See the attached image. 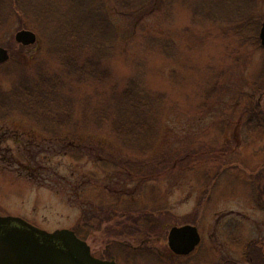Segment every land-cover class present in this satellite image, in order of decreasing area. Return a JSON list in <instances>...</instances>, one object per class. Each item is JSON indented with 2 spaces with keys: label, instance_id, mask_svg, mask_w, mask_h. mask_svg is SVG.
<instances>
[{
  "label": "rangeland",
  "instance_id": "374dc122",
  "mask_svg": "<svg viewBox=\"0 0 264 264\" xmlns=\"http://www.w3.org/2000/svg\"><path fill=\"white\" fill-rule=\"evenodd\" d=\"M195 1L176 0L168 16L145 22L144 32H136L128 43L118 42L105 62L110 71L105 84L122 85L142 61L149 86L168 94L157 152L138 158L98 137L93 149H75L71 156L72 148L62 138L48 137L21 116L1 115L0 215L20 216L48 231L81 229L95 256L109 258L112 250L119 264L242 262L250 241H264V127L251 126L246 111L253 98L264 103V47L227 24L194 20L188 5ZM255 1L261 29L264 0ZM109 4L118 27H132L134 19L127 20ZM21 21L13 14L0 28V46L10 52V62L0 69L5 88L21 73V60L45 59L47 69L62 71L58 58L47 54L52 40L35 27H27L38 35L35 44L16 41ZM154 36L168 37L171 56L145 44ZM99 86L77 85V99L84 103ZM81 109L80 104L79 116ZM101 141L121 158L107 160L106 152L97 151ZM110 161H118L117 166ZM129 200L141 202L131 207L130 220L119 206ZM133 219L138 226L154 225V232L142 234ZM189 223L199 227L202 242L189 257L174 256L169 232ZM118 241L127 246L114 245ZM139 246L151 254L127 255Z\"/></svg>",
  "mask_w": 264,
  "mask_h": 264
},
{
  "label": "trees",
  "instance_id": "16d2710c",
  "mask_svg": "<svg viewBox=\"0 0 264 264\" xmlns=\"http://www.w3.org/2000/svg\"><path fill=\"white\" fill-rule=\"evenodd\" d=\"M43 1L0 0V28L13 14L19 15L22 28L35 27L48 41L49 38L52 40L47 54L58 58L62 71L47 69L45 59L41 61L36 58L34 62L21 60V73L16 75L11 86L5 88L0 82V116H21L48 137L62 138L68 142L67 147L72 148L68 151L71 156L75 155L70 152H78L75 149H93L97 144L93 138L98 137H103L111 146L112 142L119 144L124 151L138 158H148L150 153L157 152L164 134L163 117L169 106L168 94L149 86L145 79L146 66L142 61L137 63L136 74L129 76L122 85L105 84L110 72L105 62L111 59L118 42L124 40L128 43V38L134 37L136 32L143 33L145 22L160 15L168 16L176 0H71L68 4ZM216 1L219 4H215ZM110 2L113 11L121 13L127 20L134 19L132 27H118ZM70 5L72 9H69ZM188 6L194 20L227 24L238 34L248 35L245 38L260 41L261 19L255 0H196ZM81 8L84 9L79 12ZM147 39L144 41L146 45L152 44L166 57L171 56L167 36ZM6 62L0 63V69L10 61ZM31 69L33 72L29 71ZM88 83L100 86L90 92L83 103L84 100L80 102L77 99L75 88ZM253 99L246 107L248 122L251 126L264 127V103L260 99ZM80 104L82 109L79 116L77 109ZM98 144L97 151L106 152L107 160L121 158L116 155L115 158L111 146H105L102 141ZM135 157L127 160L135 161ZM110 162L115 166L118 164V161ZM137 162L141 163L139 159ZM109 176L107 174V178ZM118 198L121 199L119 196L116 201ZM139 203L129 200L128 204L121 202L119 206L126 211L124 216L130 220L132 215L128 213L131 207ZM136 209L139 210V206ZM119 222L125 227L129 226L125 221ZM132 222L142 234L150 235L155 230L154 225L138 226V219ZM75 232L83 239L87 236L81 229H75ZM117 244L121 248L127 246L120 241L114 245ZM148 249L145 246L132 247L127 255L130 257L135 251L151 254ZM112 255L116 257L111 250ZM220 264H264L263 239L248 243L244 261L226 258Z\"/></svg>",
  "mask_w": 264,
  "mask_h": 264
},
{
  "label": "water",
  "instance_id": "95a60500",
  "mask_svg": "<svg viewBox=\"0 0 264 264\" xmlns=\"http://www.w3.org/2000/svg\"><path fill=\"white\" fill-rule=\"evenodd\" d=\"M15 39L23 45L37 42L34 30L22 28ZM264 47V21L260 29ZM10 52L0 46V63L8 61ZM198 226L184 224L173 226L168 235V245L177 255L191 254L201 243ZM0 264H118L115 259H102L92 253L87 240L68 228L48 231L23 217L0 215Z\"/></svg>",
  "mask_w": 264,
  "mask_h": 264
},
{
  "label": "flooded vegetation",
  "instance_id": "af4514ba",
  "mask_svg": "<svg viewBox=\"0 0 264 264\" xmlns=\"http://www.w3.org/2000/svg\"><path fill=\"white\" fill-rule=\"evenodd\" d=\"M104 258V257H103ZM110 258H115L116 259V257L115 256H110L109 258H104V259H110Z\"/></svg>",
  "mask_w": 264,
  "mask_h": 264
}]
</instances>
